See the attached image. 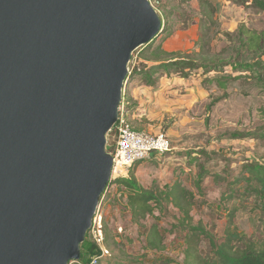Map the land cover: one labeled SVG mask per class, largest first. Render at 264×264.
Listing matches in <instances>:
<instances>
[{
    "label": "water",
    "instance_id": "obj_1",
    "mask_svg": "<svg viewBox=\"0 0 264 264\" xmlns=\"http://www.w3.org/2000/svg\"><path fill=\"white\" fill-rule=\"evenodd\" d=\"M151 0H0V264L81 259Z\"/></svg>",
    "mask_w": 264,
    "mask_h": 264
},
{
    "label": "rangeland",
    "instance_id": "obj_2",
    "mask_svg": "<svg viewBox=\"0 0 264 264\" xmlns=\"http://www.w3.org/2000/svg\"><path fill=\"white\" fill-rule=\"evenodd\" d=\"M202 1L151 0L166 18L167 29L144 55L148 58L151 49L166 43L186 58H197L196 53L209 59L219 55L231 64L220 73L193 69L185 78L177 73L182 68L158 73L156 84L150 85L159 93L157 105L143 130L165 131L172 150L137 163L134 175L144 187L162 192V199L153 215L137 223L124 188L112 183L99 210L109 254L96 264H187L189 227L183 211L165 196L172 187L187 189L188 201L183 203L191 208L192 225H202L209 234L198 239L202 257L215 258L211 239L222 242L230 218L245 240L264 241V197L256 192L258 184L248 172L251 165H264V64L258 66L260 61L241 52L239 40L242 25L264 30V10L255 0H207L215 6L209 20ZM135 53L138 68L144 65L142 47ZM167 76L180 81L168 85ZM138 77L148 85L138 75L132 81ZM129 118L136 126L135 117ZM110 144L114 145L112 133ZM154 230L163 248L148 246ZM88 235L94 240V233Z\"/></svg>",
    "mask_w": 264,
    "mask_h": 264
},
{
    "label": "trees",
    "instance_id": "obj_3",
    "mask_svg": "<svg viewBox=\"0 0 264 264\" xmlns=\"http://www.w3.org/2000/svg\"><path fill=\"white\" fill-rule=\"evenodd\" d=\"M255 1L259 8L264 10V0ZM202 2L207 5V7L203 5V13L209 20H212V17L215 14V6L207 0H203ZM163 23L164 26L162 32H166V18L163 19ZM204 23L206 24V22ZM239 32L241 52H247V54L251 56V59H254V61H260V64H257L258 66L263 65L264 30L258 31L246 28L245 25H242ZM152 43L153 41L142 47V55H144V52L152 46ZM206 44L207 41L201 45L202 51L205 50L204 47ZM201 54L202 53H196L195 55L197 58H194L193 55H189V58H186L187 55H179L178 51L166 50L161 43L151 49L150 56L148 57V59L160 63L149 66L141 65V67L134 70L133 77L137 75L141 76L144 80H146L148 85H155L157 81L156 77H158V73L163 69L165 71H170L172 69L182 68V71H177L178 75L188 77L191 75L190 72L193 69L198 68L210 71L214 70L215 72L220 73L224 70L225 65L231 64L219 59V55H214L213 59H209V57H202ZM226 83L227 82H222L221 84L224 86ZM126 99L128 101L126 108L130 110L132 108V104L127 96ZM136 164L130 168L127 176L118 177L114 179L112 183L124 188L127 193V205L131 211L132 218L135 222L139 223L148 215L154 214L162 199L161 195L163 194L162 192L158 193L152 189H148L139 183L138 179L134 175ZM248 172L252 175L250 179H253L258 184L256 192L260 196L264 197V165H251L248 167ZM177 188L178 187H172L167 190L165 192V196L166 198L171 199L174 204L183 211L184 221L189 227V232L186 237L188 243V249L186 250L187 264H264V241L259 243L252 240H245V235L243 232L239 231L238 227L233 223L232 218L228 220L222 242L218 243L215 239H211V244L215 249V258L211 260L202 257L198 250V239L202 234H209L206 233L202 225H192L191 208L183 203V200L186 202L188 201L189 192L184 187H179V191ZM88 236L89 235L87 234L86 240L81 245L82 256L80 262L84 264H90L93 258L101 254V248L99 245ZM148 246L152 249L163 248L162 241L159 238L157 230H154L152 236L148 238Z\"/></svg>",
    "mask_w": 264,
    "mask_h": 264
},
{
    "label": "built area",
    "instance_id": "obj_4",
    "mask_svg": "<svg viewBox=\"0 0 264 264\" xmlns=\"http://www.w3.org/2000/svg\"><path fill=\"white\" fill-rule=\"evenodd\" d=\"M135 52L129 63V73L132 75L136 69L137 63L134 61V59L137 58V54ZM129 84L123 88V100L120 105L119 117L116 124L109 132L110 134L112 133V136L114 137V145H108V151L113 156V180L121 176H127L130 168L134 164L150 158L154 153L164 154L172 150L171 141L165 131L151 132L149 130H138L131 123L129 118L130 110L126 108V105L128 104L126 96ZM108 190L105 191L101 197V202L93 218V224L89 231V233H94L93 239L101 248V254L93 258L90 264H96L98 260L109 254V249L105 244L102 216L99 213L101 203L105 199V195ZM74 262L84 264L80 262V260Z\"/></svg>",
    "mask_w": 264,
    "mask_h": 264
},
{
    "label": "crops",
    "instance_id": "obj_5",
    "mask_svg": "<svg viewBox=\"0 0 264 264\" xmlns=\"http://www.w3.org/2000/svg\"><path fill=\"white\" fill-rule=\"evenodd\" d=\"M167 42V41H166ZM162 46L166 50H173L172 48H169L166 43H162ZM144 47V46H143ZM141 62H143L144 65H152V64H159L160 62H156L153 60H150L148 58H145V55H142ZM182 76H180L181 78ZM185 78V77H182ZM140 77L138 79L133 80L127 89L128 99L132 103V108L130 109V116L131 118L135 117V124L134 127L138 130L146 129L143 124L144 122H148V118H152V108H154L157 105V99L159 93H157V88H152L150 85H145L146 83L141 84L139 81ZM135 81V82H134ZM165 81L168 82L167 84H173L177 81H180L176 77H166ZM134 82V83H133ZM138 82V83H137ZM148 84V83H147ZM154 87V86H153ZM138 111V112H137ZM142 112V115L140 116V113ZM133 123V122H132Z\"/></svg>",
    "mask_w": 264,
    "mask_h": 264
}]
</instances>
